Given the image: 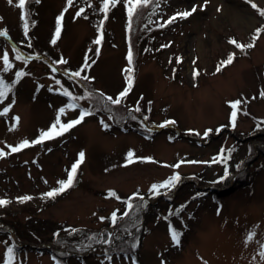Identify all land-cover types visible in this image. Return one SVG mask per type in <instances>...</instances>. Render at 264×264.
<instances>
[{
  "label": "rangeland",
  "instance_id": "obj_1",
  "mask_svg": "<svg viewBox=\"0 0 264 264\" xmlns=\"http://www.w3.org/2000/svg\"><path fill=\"white\" fill-rule=\"evenodd\" d=\"M81 2L28 0L25 33L18 0H0V32L6 33L0 36V80L7 85L16 72L25 73L0 100V150L8 154L22 141L38 139L62 108L60 120L67 123L97 103L94 113L63 135L0 156V199L9 201L0 206V264H6L10 240L20 244L14 238L17 231L38 233L44 240H25L33 246L23 245L29 248L20 249L10 264H55L49 252L36 251L43 245L56 251L60 264H264V20L258 11L264 0H157L151 23L163 24L194 5L197 11L157 25L155 39L145 49V24L140 23L149 22L141 13L152 4L130 18L125 0H117L119 10L109 6L105 17L103 0H92L86 4L89 20L76 15ZM127 20L143 42L134 48L131 64ZM258 28L262 33L254 40ZM16 38L25 40L21 45L28 52L32 46L45 54H24L16 48ZM232 39L253 47L237 49ZM5 53L11 65L7 71ZM230 53L235 54L232 63L221 66ZM80 67L83 72L88 68L89 79L81 71L80 77L71 75ZM129 75L131 91L112 123L106 97L115 99L128 86ZM78 94L81 105L67 107ZM237 100L233 126L230 102ZM165 121L175 123L161 127ZM208 129L212 131L205 137ZM80 152L84 160L73 185L55 201L45 197L67 179ZM225 170L228 177L221 180ZM173 174L180 180L171 190L150 191ZM136 195L141 198L133 199ZM24 196L31 199L21 202L18 198ZM129 204L138 218L125 224ZM170 227L180 233L178 245ZM58 236L84 237L86 242L72 248L52 240ZM119 237L125 238V251L136 257L106 254Z\"/></svg>",
  "mask_w": 264,
  "mask_h": 264
},
{
  "label": "snow or ice",
  "instance_id": "obj_2",
  "mask_svg": "<svg viewBox=\"0 0 264 264\" xmlns=\"http://www.w3.org/2000/svg\"><path fill=\"white\" fill-rule=\"evenodd\" d=\"M8 2H9V4H12L13 0H8ZM36 2H39V0H36ZM67 2H68L69 5H71L73 0H67ZM125 2H126V6H127L128 15L131 18L133 16V14L138 11L139 8L148 6L149 4H151L153 2V0H125ZM27 3H28V0H18V7L21 9V19L25 20V24H24L25 33H27V30H28V23L26 21V14L23 11V9L25 8ZM116 3H117V0H103V7L100 9V11L104 12L105 13V17H106V14H107V12L109 10V6H115ZM205 3H207V0H205ZM155 6L156 7L159 6L158 2H157V4ZM251 6L253 8H257V5L254 4V3ZM195 11H197V6L194 5L191 8V10H186V11H183V12H177L173 16L169 17V19L167 21H165L163 24H159L158 26L159 27H164L166 24L173 23L177 18H179V19L187 18L188 16L192 15ZM258 11L260 12L261 16H264V10L258 9ZM83 12H84V9H80L79 11H77L76 15L80 16ZM61 15H63V14H61ZM60 21H61V17L58 16L57 17V27H56V36H59V33H60ZM102 23H103V21H101V24ZM259 34H260V29L258 28V29H256V32H255V35H254L253 39L255 40L259 36ZM2 35H6V33L5 32H0V36H2ZM52 42L55 43V37L53 38ZM229 42L231 44L235 45V47L237 49H244V48L253 47L252 43L241 44V43H238L234 39L230 40ZM95 43L96 44L100 43V38L99 37L97 38ZM96 51H97V53H99V48H97ZM234 55H235L234 53H230L227 56V59H225V60H223L221 62V66H227V65L231 64L233 59H234ZM127 58H128L129 63L131 64V62H132L131 50H129ZM17 59H20V56H17ZM179 62H180V59L177 58V63H179ZM3 63L5 65L4 71H7L8 68L11 67V65L9 64V59H8L7 53H5L4 56H3ZM61 63H66V61H61ZM93 63H94V61H93ZM221 66H217V69H216L217 72H219L221 70ZM126 71L128 73H131L132 69L128 68ZM23 75H25V73L16 72L17 79H19ZM71 75L74 76V77H80L81 73H80V71H77V72L72 73ZM193 75L195 77L196 75H198V73L196 71H194ZM83 79L87 80L89 78L87 76H85V77H83ZM15 83H16V81H13V84H15ZM57 83H59V81H57ZM127 83H128V86L125 87V89L122 92H120L115 99H113L112 97H106V99L113 105H119L121 103V101H122V98L125 97L128 94V92H129V90L131 88L132 80H131L130 75L127 78ZM10 90H11V86H6L4 84V82H3V80H0V100H3L4 97L8 94V92ZM64 95L68 96L70 94L67 91H65ZM260 95L264 96V92H261ZM240 103H241V101H239V100L234 101V102H230L231 107L233 109V111L231 112L230 120H231L233 126H235V121H236V116H237V107H238V105ZM67 107L75 108L76 105L75 104H69ZM135 110L139 111L140 109L137 107ZM7 112H8V108L6 107V108H4V113H7ZM63 113H64V109L62 108V109H60L58 111V114H57L55 122L50 126V128L47 131L42 132L38 139L33 140V141L24 140L19 145L15 146V147H11V152H19L23 148L29 147L31 144L42 143L44 140H50V139H54L57 136H61V135H63V133L68 132L75 125L81 123V121L83 120L84 116L90 114V113L82 110L80 112V116L77 119L71 120V121H69L67 123H61L60 116ZM133 118H135V117H133ZM14 119H18V118H14ZM145 119H147V117H145ZM173 123H175V121H165L160 126L164 127L167 124H173ZM105 127H107V125H105ZM210 131H212V130L211 129L206 130L203 133V135L205 137L208 136ZM216 131H220V129H216ZM4 155H6V153L4 151L0 150V156H4ZM84 155L85 154L83 152L79 153V159H77L76 162L72 164L71 170L68 171L67 179L58 181L59 187L58 188H54V189L44 193L43 195L45 197H49V198L55 197L56 195L66 191L68 188H70L73 185L76 171L78 169V166L83 162ZM128 156L130 158L132 156V153L129 152ZM129 162H131L130 159H129ZM179 166H180L179 163L176 164V165H173V167H179ZM227 177H228V171L225 170L224 176H222L220 179L224 180ZM179 180H180V176L178 174H173L172 177H170L169 179L165 180L164 182H162L160 184H153L151 186L150 191L154 195H159L160 194L159 191H158L159 189L171 190L173 187H175V185L179 182ZM109 195H115V193L110 192ZM18 199L21 202H23V201L30 200L31 197L24 196V197H19ZM7 203H9V201L4 200V199H0V206L6 205ZM128 207L131 208L132 205L129 204ZM124 215H128V213L125 212ZM101 219H103V218H101ZM112 219H113V222L115 223V219H116V213L115 212L112 213ZM170 235H171V239H172L173 243L178 245L180 243V233L171 230V227H170ZM253 235H254L253 233H249L248 234V239H251ZM108 242H109L108 240H104V243H108ZM132 247L135 248L136 245L133 244ZM7 252L9 254V260H6V264H10V257H11V254L13 252V249L11 247H9L7 249ZM262 256H264V253H262ZM133 264H135V261H133ZM161 264H164V262L162 261Z\"/></svg>",
  "mask_w": 264,
  "mask_h": 264
},
{
  "label": "trees",
  "instance_id": "obj_3",
  "mask_svg": "<svg viewBox=\"0 0 264 264\" xmlns=\"http://www.w3.org/2000/svg\"><path fill=\"white\" fill-rule=\"evenodd\" d=\"M80 1H82L81 3H83V5H78V7H80L81 9H84V12L82 13L84 16H85V18H87V19H89V20H93V18L89 15V13H88V11L86 10L87 8H86V6L88 5L87 3H89V2H91L92 3V0H80ZM156 3H157V0H153V2L151 3L152 4V6L151 7H148L147 9H148V11L146 10V12H142L141 14H142V18H146V19H148V25L146 24V22H144V21H142V23H140V24H145V26L143 27V31L145 32V34L143 35L144 37H143V39H145V44L142 42V41H139L138 40V38H137V35H134L135 34V32L133 33V32H131V30H133L134 29V24H132V22H131V20H127V22H126V39H127V45H128V48H129V50H131V53H132V56L134 55V48L136 47V45L137 46H139V45H141V47H142V43H143V47L142 48H144L145 49V46L144 45H149V42H150V39L152 38L153 40L155 39V36H156V34H154V32H153V30L154 29H156L157 28V25H159L158 23L157 24H155L154 22H150V20L152 19V15H151V9L156 5ZM87 4V5H86ZM117 6V5H116ZM115 6V7H116ZM117 8V7H116ZM122 8V7H121ZM260 10H264V6H262V7H260L259 8ZM119 10V8H117L114 12H117ZM259 14H260V12H259ZM123 16V15H122ZM144 16V17H143ZM262 18H263V20H264V16H261ZM93 22V21H92ZM262 24H264V22L262 23ZM261 24V25H262ZM159 27V26H158ZM262 29H264V28H261V30ZM261 30H260V34L259 35H261ZM134 35V36H133ZM139 35H141V32H140V34L138 33V37H140ZM101 36V35H100ZM134 40V41H133ZM148 40V41H147ZM14 41H15V46H16V48L18 47H20L24 52V54H26V53H31V54H39V52L41 53V54H45L44 52H42V51H36V49H34V48H32V46H31V48H30V50H31V52H28L27 50L29 49V48H27V49H25L24 48V46L23 45H21V43H22V41H23V44H24V39L23 40H20V39H18V38H16V40L14 39ZM15 48V47H14ZM33 49V50H32ZM45 51V50H44ZM47 56V55H46ZM48 57V56H47ZM49 58V57H48ZM51 61L53 62V64L54 65H57V66H59V64H57V60L56 59H51ZM83 69L84 68H79V69H77V70H75L76 72L77 71H81L82 73H83V77H85V76H88V68L87 67H85V72H83ZM52 72L54 73V74H56V71H53L52 70ZM20 80V78L19 79H17V77L16 78H13L10 82H9V84H7L6 86H11V93H12V89L14 88V85H16V83L18 82ZM13 81H16V83L15 84H13ZM125 88H123V90H124ZM10 91L8 92V93H10ZM131 91V88H130V90H129V92ZM128 92V93H129ZM8 95V94H7ZM76 99V101H75V103H77L78 105H81V102H82V96H80L79 94L78 95H75L74 96ZM105 97V96H104ZM102 104H107V101L105 100V99H103V102H101ZM107 105H109V106H112V109H113V112L110 114L111 115V119H112V123H114L115 121H118V117H119V113H121V111L120 110H118L117 108H120V106L119 105H123V103H120L119 105H113V104H107ZM96 106H97V103H95V106H94V103L92 102V104L91 105H89L88 106V108H89V110H88V112L89 113H91V112H93L94 113V110H95V108H96ZM127 108V107H126ZM125 108V109H126ZM128 109V108H127ZM31 145H33V144H31ZM30 145V146H31ZM11 153H14V152H9L8 154H6V155H10ZM78 170H79V168L77 169V171H76V174H77V172H78ZM75 174V175H76ZM74 180H75V178H74ZM74 183V182H73ZM67 191V190H66ZM66 191H64V192H62V193H59V194H64ZM197 192V191H196ZM58 197V195H56L55 197H52V198H49L48 197V199H50L51 201H55L56 200V198ZM139 199V198H141L139 195H136L135 197H133V199ZM164 197H161V199L162 200H164V201H166L167 202V204H169L170 202H168L167 200H165V199H163ZM135 199V200H136ZM160 200V199H159ZM159 202V201H158ZM153 205H155L154 204V202L152 203V205H150V207H149V210L148 211H151L152 210V208H153ZM133 207H134V205H133ZM133 207H131V209H129L128 211H127V213H128V215H126L124 218H123V220H124V223L125 224H128L130 221H129V218L131 217L132 218V216H133V219H137L138 218V214H134V213H136V212H134V208ZM156 208V207H155ZM155 212V211H154ZM138 213V212H137ZM147 213H149V212H147ZM5 222V221H4ZM15 228L17 227V225L16 224H12ZM17 229V228H16ZM174 230H177V228L176 227H174L173 228ZM17 231V230H16ZM178 231V230H177ZM5 233V232H4ZM17 233H18V237L21 239V240H31V241H35V242H37V241H42V240H44L43 239V237L42 236H40V234H38V233H36V234H32V236L31 235H29V234H26V235H24V234H22V233H20L19 231H17ZM181 236H182V233H181ZM74 237V236H73ZM72 236H65V237H62V236H58V237H56V238H52V240L53 241H56V242H60L61 244H70V245H72V248H75L76 246H82V245H84L85 244V242H86V238H78V237H74L73 238ZM49 240H50V238H48ZM125 238H122V237H119L113 244H112V251H110V250H108V249H106L107 251H108V253L106 252V254H116V255H120V254H125V255H130V254H133L134 255V253H130L128 250L127 251H125V246H127L126 244H124L125 243ZM9 247H11L12 249H13V252H12V254H11V257H10V260H12L13 258H14V255L16 256V255H18V251L21 249H24V250H27L29 247H24L23 245H20V244H18L17 242H15V241H13V240H10V242L7 244V249L9 248ZM111 246H109V248H110ZM36 249V251L37 252H49V254L57 261V262H59V256L56 254V251L55 250H50V249H48V248H46V247H38V248H35ZM121 250H124L125 252H121L120 253V251ZM129 253V254H128ZM7 254V257H6V259L7 260H9V254H8V252L6 253ZM106 254H103V255H106ZM135 256V255H134ZM68 258H70V256H67ZM78 260H82V258L81 257H76ZM11 263V262H10ZM64 264V263H63Z\"/></svg>",
  "mask_w": 264,
  "mask_h": 264
},
{
  "label": "water",
  "instance_id": "obj_4",
  "mask_svg": "<svg viewBox=\"0 0 264 264\" xmlns=\"http://www.w3.org/2000/svg\"><path fill=\"white\" fill-rule=\"evenodd\" d=\"M11 234H12V232H11ZM15 234V233H14ZM15 238H18V236L15 234ZM23 245H25V246H33V243H31V242H27V241H24V242H21ZM43 246H45V245H43Z\"/></svg>",
  "mask_w": 264,
  "mask_h": 264
}]
</instances>
